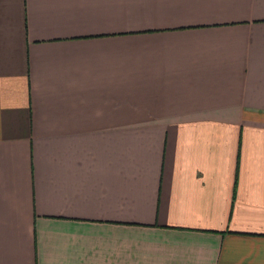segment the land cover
Segmentation results:
<instances>
[{
  "label": "crops",
  "instance_id": "1",
  "mask_svg": "<svg viewBox=\"0 0 264 264\" xmlns=\"http://www.w3.org/2000/svg\"><path fill=\"white\" fill-rule=\"evenodd\" d=\"M0 264H264V0H0Z\"/></svg>",
  "mask_w": 264,
  "mask_h": 264
}]
</instances>
